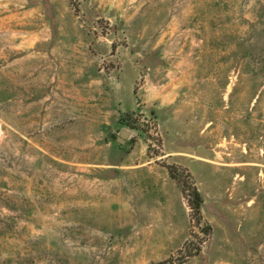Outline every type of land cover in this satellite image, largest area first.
Returning a JSON list of instances; mask_svg holds the SVG:
<instances>
[{
  "label": "rangeland",
  "instance_id": "obj_1",
  "mask_svg": "<svg viewBox=\"0 0 264 264\" xmlns=\"http://www.w3.org/2000/svg\"><path fill=\"white\" fill-rule=\"evenodd\" d=\"M0 264H264V0H0Z\"/></svg>",
  "mask_w": 264,
  "mask_h": 264
},
{
  "label": "trees",
  "instance_id": "obj_2",
  "mask_svg": "<svg viewBox=\"0 0 264 264\" xmlns=\"http://www.w3.org/2000/svg\"><path fill=\"white\" fill-rule=\"evenodd\" d=\"M192 196H193L192 200L189 201V207L196 214L197 219L202 220L201 213H200L201 204H202L201 197L198 194V192L194 189H193ZM203 223L205 224V228L208 230V225L204 221Z\"/></svg>",
  "mask_w": 264,
  "mask_h": 264
},
{
  "label": "water",
  "instance_id": "obj_3",
  "mask_svg": "<svg viewBox=\"0 0 264 264\" xmlns=\"http://www.w3.org/2000/svg\"><path fill=\"white\" fill-rule=\"evenodd\" d=\"M129 136L128 132L127 131H122L120 133V139L117 140L118 143L122 144L124 143V140L127 139Z\"/></svg>",
  "mask_w": 264,
  "mask_h": 264
},
{
  "label": "crops",
  "instance_id": "obj_4",
  "mask_svg": "<svg viewBox=\"0 0 264 264\" xmlns=\"http://www.w3.org/2000/svg\"><path fill=\"white\" fill-rule=\"evenodd\" d=\"M129 137V136H128Z\"/></svg>",
  "mask_w": 264,
  "mask_h": 264
}]
</instances>
